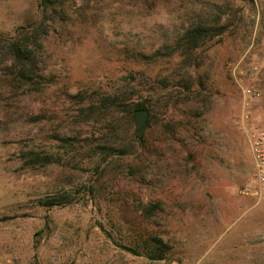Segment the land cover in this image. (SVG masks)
<instances>
[{"label":"rangeland","instance_id":"374dc122","mask_svg":"<svg viewBox=\"0 0 264 264\" xmlns=\"http://www.w3.org/2000/svg\"><path fill=\"white\" fill-rule=\"evenodd\" d=\"M249 127L264 0H0V264H264Z\"/></svg>","mask_w":264,"mask_h":264},{"label":"built area","instance_id":"2783aa9c","mask_svg":"<svg viewBox=\"0 0 264 264\" xmlns=\"http://www.w3.org/2000/svg\"><path fill=\"white\" fill-rule=\"evenodd\" d=\"M244 94L250 98L258 96L255 91L245 89ZM245 106L248 101L245 100ZM244 119L248 118V114H243ZM248 143L254 162V177H255V195L258 199H264V128L249 127L248 129Z\"/></svg>","mask_w":264,"mask_h":264},{"label":"water","instance_id":"95a60500","mask_svg":"<svg viewBox=\"0 0 264 264\" xmlns=\"http://www.w3.org/2000/svg\"><path fill=\"white\" fill-rule=\"evenodd\" d=\"M148 118V111L145 108H137L134 110V119L136 131L140 132Z\"/></svg>","mask_w":264,"mask_h":264},{"label":"trees","instance_id":"16d2710c","mask_svg":"<svg viewBox=\"0 0 264 264\" xmlns=\"http://www.w3.org/2000/svg\"><path fill=\"white\" fill-rule=\"evenodd\" d=\"M137 108H145V105L143 103H135L132 107H130V109H132V111H134ZM145 126H148V120L146 121ZM142 130H141V133H142ZM136 134H138V133L136 132ZM0 220H4V219L0 218ZM154 240L158 241L160 246L162 245V242L160 239H154Z\"/></svg>","mask_w":264,"mask_h":264}]
</instances>
